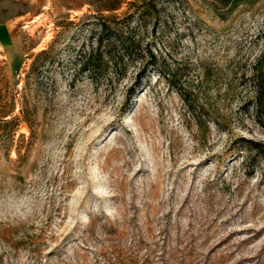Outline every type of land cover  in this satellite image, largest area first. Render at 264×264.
Segmentation results:
<instances>
[{"label":"rangeland","instance_id":"374dc122","mask_svg":"<svg viewBox=\"0 0 264 264\" xmlns=\"http://www.w3.org/2000/svg\"><path fill=\"white\" fill-rule=\"evenodd\" d=\"M115 2L0 0V264H264V0L159 1L146 40L185 97L134 84L142 62L111 88L78 73Z\"/></svg>","mask_w":264,"mask_h":264},{"label":"trees","instance_id":"16d2710c","mask_svg":"<svg viewBox=\"0 0 264 264\" xmlns=\"http://www.w3.org/2000/svg\"><path fill=\"white\" fill-rule=\"evenodd\" d=\"M125 0H116L113 4H103L102 9L107 11L106 15L90 14L87 22L90 26L87 49L78 48L74 62L78 73L86 72L92 81H99L104 78L106 85L110 88L121 81L127 74L128 67L137 62H142L141 69L136 73L134 84L139 83L145 71L150 68L157 72L158 76H163L169 84H172L178 92L185 97L182 83L179 80V68L171 70L166 63L167 55L152 49L153 42L146 40L147 34L155 32L159 22L160 0H134L129 1L127 10L122 14H112L113 11L121 8ZM172 2L180 0H169ZM98 11H101L98 10ZM151 23L148 31L147 23ZM146 33V34H145ZM51 48L40 50L30 64L27 76H36L42 71V66L46 61L52 62L54 55H50ZM77 74V72H75ZM73 77L75 74H72ZM27 83V82H26ZM26 84L21 88V113L25 117L28 113L24 108L26 98ZM132 88L130 89V92ZM8 92H2L0 88V117H8L11 102ZM16 118V117H14ZM6 118L5 120H8ZM253 142V141H250ZM254 143V142H253ZM264 160V145L260 151Z\"/></svg>","mask_w":264,"mask_h":264}]
</instances>
